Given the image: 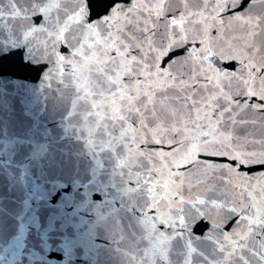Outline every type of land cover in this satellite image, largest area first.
Listing matches in <instances>:
<instances>
[{
	"label": "snow or ice",
	"instance_id": "obj_1",
	"mask_svg": "<svg viewBox=\"0 0 264 264\" xmlns=\"http://www.w3.org/2000/svg\"><path fill=\"white\" fill-rule=\"evenodd\" d=\"M123 2L124 0H112L109 15L98 24H92L84 20L85 10L79 4L69 10L63 6V0H50L43 6H41L43 0H34L33 14H42L40 25L37 26L31 22V17L21 15L22 12L28 11L27 8L21 9L17 7L16 0H10L12 12L6 14L3 8H0V33L3 31L5 19H28L29 23L20 25L26 38L47 30L49 37L56 43L64 41L76 49L73 56L84 58L83 64H80L79 61L74 63L68 57H58L61 63L72 65V71L67 74V78L63 69L58 70L60 77L58 83L64 88L70 86L75 88L73 93L75 99L71 101L65 96L63 88L60 91L73 106L77 127L90 147L101 154L106 153L114 160L115 170L122 185L125 186L127 202L135 216L130 222L135 234L132 239L137 252L142 253L140 256L129 257L132 261H136L137 264H148L151 259L150 249L154 253L157 244L170 246L172 240L178 237L183 239L179 229H187L188 220L203 215L199 211L196 213L192 211L198 204L218 211L225 220H235L233 232L231 234L220 232L214 241L216 245L213 249L214 259L210 264H264V185L249 184L242 187L231 185L230 180L216 179L215 176L209 177L205 174L201 179L197 174L189 173L192 178L188 180L190 190L202 183L211 185L206 188V198L196 197L191 206L185 208L183 205L189 204V201L184 199L183 192L177 188L168 199V211L165 213L161 207L165 203L164 199L157 200L155 196L160 176L165 167L170 168L174 165L179 168L180 165L177 161H168L158 168L154 158L157 154L144 153L137 145L140 133L143 132L144 139H147V130L153 128V125L156 132L162 131L167 134L168 131H174L178 135L181 134V130L175 127V122L169 129L167 117L156 111V92L153 85L158 78L164 76L162 83L165 85L168 81H173V84L168 85L170 87L179 86L182 89L189 87L183 74L172 75L168 70L164 73L153 72V67L158 66L150 65L149 56L160 59L172 53L173 49L184 45L183 51L186 55L183 62L194 64L198 62L195 73H189V79H198L199 75L203 74L211 84L212 77L207 72L201 73L200 66L207 63L210 71L211 61L215 58H224L225 55L224 51L213 46L219 43L223 47L225 43L223 34L218 33L217 37L213 38L212 31L217 28V21L223 22L222 13H234L240 5V0H181L183 10L178 17L175 16V9L170 7L169 0H132V7L127 11L121 6ZM192 3L196 4L194 10H190ZM252 3L254 4L255 0H252ZM53 8L62 13V16L58 14L53 19L50 15ZM145 12L147 16L142 21L140 17ZM167 12L174 13L166 25V29L170 26L171 31L166 30L160 35L159 26L152 20V16L155 14L159 19ZM258 24V21L254 24L249 16L245 21L247 39L238 38L244 40L245 59L241 63L248 70V79H241L236 85L238 92L233 93L232 78H229L227 85L218 83L211 90L206 89V95L182 97L189 108L188 120L183 122V128L187 129L190 122L197 130L196 134H190V139L183 142L190 145L187 155L181 157L185 160V167L188 164H197L194 157L201 151L205 155H230L234 162L239 161L241 165L257 162L264 165V152L257 157L256 153L248 150L249 146L257 141L249 139L248 134L239 131L248 121L238 119L242 105L243 108L252 107L264 112V58L259 63L255 62L256 56L260 53L255 41L257 36L255 27ZM105 25L108 27L105 28ZM12 27L15 28L16 25ZM190 32L194 33L191 36V44ZM198 37L200 39L197 44ZM73 38L76 40L75 44L72 43ZM86 40H90L91 43L86 44ZM232 43H235V39L228 43L227 51L229 58L235 59V55L232 54ZM13 46L14 43H0V48ZM173 63L181 61L176 60ZM83 67H87L93 74V78L89 79L86 86H81L77 77V71ZM253 72L257 73L261 80L259 91L255 85L257 77L253 76ZM224 76H228V73H224ZM237 96L245 99L237 100ZM248 98H251V101ZM149 105L152 107L149 108ZM191 110H195L194 119ZM149 116L151 123H146ZM134 117L138 127L133 126ZM156 143H162V140ZM259 143L264 144V141ZM133 145L137 147L134 149ZM209 147L217 151L209 153ZM172 155L176 156V153ZM165 159L167 160V157ZM203 167L211 169L214 165L206 164ZM177 179L183 185L188 178L178 172H171L169 180L163 184L164 189L170 190ZM193 179L196 181L195 184H192ZM229 185L233 192L232 196L228 194ZM257 195L259 201L256 199ZM174 203L181 207L174 211L171 207ZM158 225L171 229V233L160 231ZM219 227L213 225V231ZM142 242H147V247H140ZM186 247L188 256L184 264H193L191 253L196 249L192 248L190 241ZM124 255L127 256L128 253L124 252ZM158 258L167 260L168 249L161 251ZM204 260L207 261L208 257L205 256ZM152 264H155L154 260Z\"/></svg>",
	"mask_w": 264,
	"mask_h": 264
},
{
	"label": "water",
	"instance_id": "obj_2",
	"mask_svg": "<svg viewBox=\"0 0 264 264\" xmlns=\"http://www.w3.org/2000/svg\"><path fill=\"white\" fill-rule=\"evenodd\" d=\"M31 9L33 8L34 0H26ZM50 0H43V4L49 3ZM112 0H63V6L67 9L71 10L79 4L85 10L84 20L90 22L92 24H98L101 20H103L106 16L109 15L111 9L110 5ZM169 5L173 9H175V16H179L180 12L183 10V4L181 0H169ZM125 11L128 8L132 7V0H124L121 5ZM196 8V4L192 3L190 5V10H194ZM211 10V6L209 8ZM61 15L62 13H58L55 8H53L50 13L51 17L55 19L57 15ZM42 15V14H40ZM40 15H36L40 20ZM173 12H167L165 16L156 18L155 14L152 16V20L159 26V33L163 35L165 31H171L170 26L166 29V25L168 21L173 18ZM207 15V13H205ZM223 22L217 21V28L213 29L212 36L216 38L218 33L223 34L224 45L221 47L219 43H215L213 46L219 48L224 51V58H215L211 61V70L208 69V64L200 66L201 73L207 72L209 76L212 77V83H208V80L203 74L199 75L198 79L192 80L189 79V73H195V69L198 65L192 62L184 63V58L186 53L183 51L184 45H180V47L172 50V53L166 55L160 59H153V57L149 56L150 65L154 64L158 67H153V72L164 73L166 70L170 71L172 75L183 74L184 80L188 84L187 89H182L179 86L170 87L168 85L173 84V81H168V84L165 85L162 82L164 81V76H160L156 83L153 85L154 91L156 92L155 100H156V111L160 112L162 115L167 117L168 120V128L171 129L173 123L175 122V127L178 130H181V134H177L174 131H168L167 134L161 132L154 131L153 128L148 129L147 139H144V133H140V139L137 141V145L139 146V150L144 153L152 152L157 155L154 157L157 161V167L160 168L168 163V161H177L180 165L179 168L174 165L169 167H165L163 169L162 175L168 181L171 172H178L188 179L185 180L184 184L181 185L179 179L176 180L175 184L172 185L175 190L179 188L181 192H183V197L186 201L191 202L199 197L200 199H205L206 188L210 187V184H200L196 186L194 189L189 188L188 180L192 179L189 173H195L200 176L201 179L204 178L206 174L209 177L215 176L216 179H224L230 180L231 185H241L248 186L256 185L262 186L264 185V165L260 163H244L241 165L239 161H233L230 155H205L203 151L197 153L194 159L197 161V164H188L185 167V160L181 157L187 155L188 148L190 145H186L183 143L186 139H190V134H196V129L192 127L191 123H188V128H183V122L188 120L187 113L189 112V108L185 105L182 97L184 96H193L197 94H207V90H211L215 84L227 85L229 78L231 79L232 91L235 94L239 91L236 85L239 83L241 79H248V70L241 63L242 60L245 59L244 49V40L238 39L240 37H245V21L249 18H252L253 23L255 24L257 21L259 22L258 26L255 27V31L257 32V36L255 38L256 46L260 48V53L256 56L255 62H261L262 58H264V0H255V3H252V0H240V5L237 9L234 10V13L230 12L227 14L222 13ZM147 16L145 12L143 16H141V20H144V17ZM234 17H243L241 20H237ZM113 23H115V19L113 18ZM119 26V25H117ZM151 26V25H149ZM108 25H105L107 28ZM115 30V29H113ZM179 31V29H177ZM78 35V33H77ZM194 33L190 32L189 35V43L191 44V36ZM199 37L197 38V44L199 42ZM206 39V37H205ZM235 39V43H232V54L235 55V59L229 58V52L227 51L228 43ZM247 39V37H245ZM159 40V37H158ZM72 43L75 44L76 40L73 38ZM85 43H91L90 40H86ZM65 55L72 60L74 63L79 61L80 64H83L84 58L82 56H73L72 54L76 51V49L69 46L67 42L57 43ZM195 47V45H193ZM191 50V49H189ZM174 53V54H173ZM135 54V52L133 53ZM159 54V49H157V55ZM176 60H180L181 63H173ZM83 79L88 83L89 79L93 78V74L87 67H83L82 70H78ZM224 73H228V76H224ZM253 76H256L255 85L257 91L261 87V80L257 73L253 72ZM126 79V78H125ZM227 91V88H225ZM198 98V97H197ZM245 98L242 96H237V100L243 101ZM251 101V98H248ZM191 101H189V104ZM152 105H149L151 108ZM192 118H195V110H191ZM238 119L246 120L248 123L239 131L242 134H248L249 139L257 141V143L249 146V152H254L257 154V157L264 152V144L259 143V141H264V112L257 110L256 108H243L240 110V115ZM146 123H151V116H149ZM206 123V122H205ZM133 126L138 127V123L136 118H133ZM207 130V129H205ZM174 137V138H173ZM209 139H213L209 137ZM162 140V143H156V141ZM136 145V147H137ZM213 151H217L209 147L208 152L211 153ZM219 151H223L219 149ZM172 153H176V156H173ZM232 155H236V153H232ZM167 157V160L165 159ZM212 164L214 168L206 169L203 165ZM215 182V181H213ZM196 181L193 179L192 184H195ZM231 185L228 188L229 196L233 195ZM259 188H257V193ZM256 199L259 201V196H256ZM196 211L203 213L201 215L212 227L213 225H219V229L216 231L218 233L223 232L224 234H231L235 228V220H225L223 215L216 210L211 209L210 207H206L204 205H196L194 208Z\"/></svg>",
	"mask_w": 264,
	"mask_h": 264
}]
</instances>
